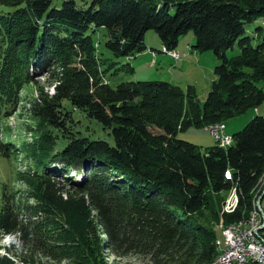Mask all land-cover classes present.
Wrapping results in <instances>:
<instances>
[{
	"label": "trees",
	"instance_id": "trees-1",
	"mask_svg": "<svg viewBox=\"0 0 264 264\" xmlns=\"http://www.w3.org/2000/svg\"><path fill=\"white\" fill-rule=\"evenodd\" d=\"M52 2L0 0L9 8L0 13V155L10 158L20 151L1 137L3 119L15 112L26 84L47 76L49 84L57 81L55 92L42 94L33 106L49 130L37 149L38 161L49 154L50 162L63 161V166L41 173L46 192L41 209L47 203L55 208L49 199H59L58 187L66 180L72 191L59 199L65 216L50 219L4 187L0 236L40 241L44 255L57 263L104 264L100 248L96 260L88 250L87 242L98 245L99 236L84 232L100 227L103 247L115 256L144 254L152 264H212L219 254L218 232L198 214L213 207V194L228 190L238 193V204L228 205L232 212L216 214L217 223L226 228L251 217L264 192V115L231 134L226 147L216 143L202 149L177 134L192 126H227L228 119L264 101L258 86L264 80V39L254 45L245 28L264 16V0H93L88 8L75 0L55 7ZM99 27L108 30L106 46L118 57L146 51L150 29L169 48L193 30V49L213 50L218 60L204 104L194 87L185 91L165 80L112 86L93 35ZM236 44L239 52L228 55ZM77 110L110 129L114 143L74 132ZM58 137L67 140L61 150H55ZM73 170H82L83 177L72 180ZM20 263L29 264L24 257ZM20 263L0 254V264Z\"/></svg>",
	"mask_w": 264,
	"mask_h": 264
},
{
	"label": "rangeland",
	"instance_id": "rangeland-1",
	"mask_svg": "<svg viewBox=\"0 0 264 264\" xmlns=\"http://www.w3.org/2000/svg\"><path fill=\"white\" fill-rule=\"evenodd\" d=\"M63 1L64 0H53L52 7L61 6ZM75 1L79 7L88 8L93 0ZM7 10H9L7 6L0 4V13ZM263 20L264 16L245 25L246 35L252 37V43L254 45H258L264 39ZM93 35L98 44V56L102 60L101 69L104 71V76L112 86L115 87L121 82L131 80H165L181 86L185 91H187L188 86L194 87L199 103L201 105L204 104L211 89L212 82L215 79V66L218 60L213 50L204 52L193 50L194 52H192V46L196 42L193 30L188 31L180 37L179 44L176 48H169L162 44L158 33L154 29H150L145 35V43L147 45L146 51L135 57H118L114 55L106 46V41L109 38L106 28H97V31L94 32ZM168 51L178 52L180 56L174 59L167 54ZM238 52L239 47L236 44L234 50L228 51V55L232 56ZM127 64L133 67V71L127 68ZM32 68L34 69L33 65ZM37 80V83L33 81L22 88L15 112L3 119L2 128L5 130V135L1 137L4 141L15 143L20 151H18V153H13L10 158L0 155V194L3 188L6 187L11 193L15 194L16 199L20 201L22 205H31L33 211V207H35V210L38 209L39 212H42L40 214L41 216L50 215L51 219L52 216H56V218L59 217L58 215H62V217L65 216L59 199L60 196H62L64 200L67 199L69 195L68 190L72 191V188L69 181H63L64 183L60 184L58 187H62L59 199L53 198L52 194L54 193L49 194V196H52L49 201L55 208L51 209L47 203L45 207L41 209L43 200L40 196L46 193L42 181L40 180L41 173L50 166L53 168L59 166V164L63 166V161H58V163L50 162L49 158L51 155L49 154L41 155L40 161H38L37 149L44 135V131L49 132V130L47 126L45 128L43 121L34 114L33 106L41 101L42 94H54L57 81L56 83L53 81L49 84L47 76L39 77ZM258 86L264 90V80L258 82ZM64 103L66 107L72 109L68 100ZM74 115V118L78 119V124L74 126V132H79V134L93 139H104L111 144L114 143V137L110 129H105L102 124L87 117L82 111L77 110ZM263 115L264 101L257 108L248 109L246 112L228 119L226 121L227 126H225V122L222 124L223 129L227 133V136H231V134L243 129L253 117ZM70 123L72 122L69 121L68 125ZM219 125L220 124L216 123L211 127L192 126L179 131L177 137L195 143L201 146L202 149H205L218 142L213 133H223ZM49 129L52 130L53 135L60 136V132L53 128ZM65 143H67V140L63 141L58 137L55 150L56 148L61 150ZM70 177L72 180L80 179L83 177V171L73 170L70 173ZM260 181L261 189L264 187V176ZM260 189H258V193ZM74 193L75 192L72 194ZM232 193V191L224 190L219 195L213 194L211 198L213 207H203L202 211L198 214L199 219L203 220L209 228L218 232V241L222 243V248L220 250L224 248L223 229L225 227L223 228L221 224L217 223L215 215L223 212H232L229 211L228 206L232 199L229 198V196L232 195ZM82 195L84 196V194ZM262 206L264 209V199ZM23 216L27 217L28 213L23 212ZM99 228L100 227H98V232H94L89 227L85 228L84 231L89 237L99 236L100 238L98 245L92 246L90 240L87 242L89 243V254L94 260L97 259L98 255L96 249L100 248L104 256V264H152L150 257L144 254L127 253L115 256L110 251H107L102 245L105 236ZM82 234L84 237L86 236L83 232L81 235ZM18 238L14 235L0 236V254L8 255L13 258L16 263H20L21 258L24 257L29 264H69L68 260H62L57 263L52 258L46 257L43 250L38 247L37 243H40V241L37 243L34 241L25 243ZM218 241L217 239L215 241L216 247H218ZM14 252L17 256L13 255Z\"/></svg>",
	"mask_w": 264,
	"mask_h": 264
},
{
	"label": "built area",
	"instance_id": "built-area-1",
	"mask_svg": "<svg viewBox=\"0 0 264 264\" xmlns=\"http://www.w3.org/2000/svg\"><path fill=\"white\" fill-rule=\"evenodd\" d=\"M168 55L177 59L175 51H168ZM222 134H215L220 146H228L232 143V136H227L224 129ZM229 176H231L229 172ZM264 188V187H263ZM231 204H238V193L233 192L229 196ZM259 209V218L250 230L238 232L235 228L230 230L226 239H224V249L221 252V258L217 264H264V227L260 226V219L264 217V209L256 198Z\"/></svg>",
	"mask_w": 264,
	"mask_h": 264
},
{
	"label": "bare ground",
	"instance_id": "bare-ground-1",
	"mask_svg": "<svg viewBox=\"0 0 264 264\" xmlns=\"http://www.w3.org/2000/svg\"><path fill=\"white\" fill-rule=\"evenodd\" d=\"M176 55L177 57L180 56V53L176 52ZM217 124H220V123H217ZM215 124H213L214 126ZM222 129H223V125L220 124L219 125ZM233 205V204H231ZM259 218V209L257 210V202H256V199H255V209L251 215L250 218L248 219H244V220H241L235 224H232V225H229L227 226L225 229H223V237L224 239H226L230 233V230H233L234 228L238 231V232H245V231H248L251 229V227L254 226V223H256V220ZM260 226L264 227V217H262L260 219ZM218 244V249L220 250L222 248V243L220 241L217 242ZM224 249V248H223ZM219 254L217 256V258L215 259V261L212 263V264H217V262L220 260L221 258V252L222 250L218 251Z\"/></svg>",
	"mask_w": 264,
	"mask_h": 264
},
{
	"label": "water",
	"instance_id": "water-1",
	"mask_svg": "<svg viewBox=\"0 0 264 264\" xmlns=\"http://www.w3.org/2000/svg\"><path fill=\"white\" fill-rule=\"evenodd\" d=\"M263 197H264V193L262 194V196H260V198H259V203H261Z\"/></svg>",
	"mask_w": 264,
	"mask_h": 264
},
{
	"label": "crops",
	"instance_id": "crops-1",
	"mask_svg": "<svg viewBox=\"0 0 264 264\" xmlns=\"http://www.w3.org/2000/svg\"><path fill=\"white\" fill-rule=\"evenodd\" d=\"M193 50H194V49H192V52H194ZM192 52H191V53H192ZM162 53H163V52H162ZM164 54H165V53H164ZM169 56H170V55H169ZM170 57H171V56H170ZM172 58H173V57H172ZM174 59H175V58H174ZM178 59H179V58H178ZM263 193H264V192H263ZM261 196H262V195H261ZM262 202H263V200L261 201V205H262ZM262 208H263V206H262Z\"/></svg>",
	"mask_w": 264,
	"mask_h": 264
}]
</instances>
